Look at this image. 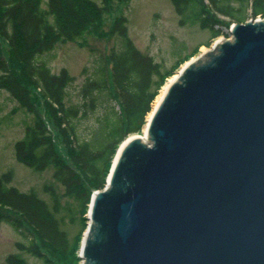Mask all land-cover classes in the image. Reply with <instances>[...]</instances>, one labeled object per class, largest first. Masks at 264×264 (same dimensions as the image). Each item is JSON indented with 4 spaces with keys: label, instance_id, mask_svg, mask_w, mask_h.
Instances as JSON below:
<instances>
[{
    "label": "water",
    "instance_id": "1",
    "mask_svg": "<svg viewBox=\"0 0 264 264\" xmlns=\"http://www.w3.org/2000/svg\"><path fill=\"white\" fill-rule=\"evenodd\" d=\"M177 70L93 193L81 264H264V18Z\"/></svg>",
    "mask_w": 264,
    "mask_h": 264
},
{
    "label": "trees",
    "instance_id": "2",
    "mask_svg": "<svg viewBox=\"0 0 264 264\" xmlns=\"http://www.w3.org/2000/svg\"><path fill=\"white\" fill-rule=\"evenodd\" d=\"M180 24L200 23L220 37L232 22L264 16V0H171ZM130 0H0V91L5 89L33 114L25 136L16 141L17 159L37 171L53 167L65 194L89 210L92 193L104 189L117 148L131 134L142 133L148 114L167 78L176 74L194 54L178 59L170 70L140 51L129 37L128 19L115 16L108 30L107 15L113 7ZM117 36L120 47L100 56L95 70L79 86L77 100L69 86L76 77L66 68L54 73L48 53L57 43L82 41L86 35ZM118 105L120 108L116 107ZM97 114L96 128L87 136L78 131V121ZM13 171L0 175V221L10 223L30 244L20 250L45 264H75L81 260L79 239L71 241L61 228L60 197L53 192L54 209L35 191L13 185ZM11 264H29L19 254Z\"/></svg>",
    "mask_w": 264,
    "mask_h": 264
},
{
    "label": "rangeland",
    "instance_id": "3",
    "mask_svg": "<svg viewBox=\"0 0 264 264\" xmlns=\"http://www.w3.org/2000/svg\"><path fill=\"white\" fill-rule=\"evenodd\" d=\"M96 1L101 3V0ZM120 14L128 19L129 37L135 42L137 48L161 62L164 71L172 69L179 58L186 57L188 54L198 51L193 57L198 56L204 51L202 47L209 49L220 37H231L229 28H225L220 37L214 38L212 31L201 27L198 22L197 24L191 22L180 24L181 17L171 0H130L126 5H116L107 15L104 29L108 30L114 17ZM249 14L248 20H251V10ZM120 45L121 41L117 36L97 37L88 34L82 41L57 43L56 48L47 54L48 64L54 73L66 68L72 76L76 77L69 88L72 98L77 100L79 86L95 70L98 58L107 57L112 47L118 48ZM116 107L120 108L118 105ZM96 118L97 114L90 118L79 119L77 126L81 136L89 137L92 130L96 128ZM32 123L33 114L22 107L8 90H1L0 175L12 170L13 179L10 184L24 192L35 191L39 197L49 203L51 209H54L56 204L52 193L56 192L60 197L56 215L61 220V228L67 231L71 241L81 235L78 247L80 250L89 222L88 211L83 214L80 202L75 197L65 194L66 186L53 176V167L37 171L20 162L15 155L14 144L25 136L26 127ZM20 242L30 244L28 238L16 231L10 223L0 221V264H11L8 262L11 254L22 255L29 264H45L44 260L34 254L20 250ZM79 254L78 257H80ZM73 263L81 264L82 262L76 259Z\"/></svg>",
    "mask_w": 264,
    "mask_h": 264
},
{
    "label": "bare ground",
    "instance_id": "4",
    "mask_svg": "<svg viewBox=\"0 0 264 264\" xmlns=\"http://www.w3.org/2000/svg\"><path fill=\"white\" fill-rule=\"evenodd\" d=\"M203 49H204V51H207L208 49L207 48H205V47H202ZM194 58V57H193ZM178 77V75H173L172 77H170L169 78V80L167 81V84L162 88V90L159 92V95L157 96V99H156V101L154 102V104H153V106H154V108H153V111L152 112H150L149 114H148V118L150 119L151 117V115H152V113L154 112V110H156V108H157V106H158V103L161 101V99L165 96V93H166V91H167V88H168V86H169V84H170V82H172L173 80H175L176 78ZM145 128H146V126H145Z\"/></svg>",
    "mask_w": 264,
    "mask_h": 264
}]
</instances>
